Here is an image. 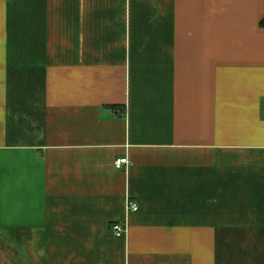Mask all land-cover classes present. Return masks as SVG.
Wrapping results in <instances>:
<instances>
[{"label":"crops","instance_id":"obj_1","mask_svg":"<svg viewBox=\"0 0 264 264\" xmlns=\"http://www.w3.org/2000/svg\"><path fill=\"white\" fill-rule=\"evenodd\" d=\"M0 264H264V0H0Z\"/></svg>","mask_w":264,"mask_h":264},{"label":"built area","instance_id":"obj_2","mask_svg":"<svg viewBox=\"0 0 264 264\" xmlns=\"http://www.w3.org/2000/svg\"><path fill=\"white\" fill-rule=\"evenodd\" d=\"M129 166V162L126 158H119L116 159L114 162V169L115 170H123ZM138 210V206L131 200L127 201L126 204V213L136 212ZM111 232L115 237H123L127 233V226L126 224H114L111 227Z\"/></svg>","mask_w":264,"mask_h":264}]
</instances>
